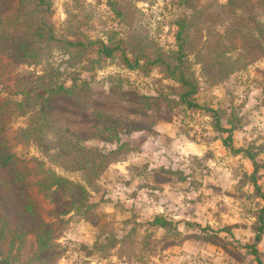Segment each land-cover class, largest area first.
Returning a JSON list of instances; mask_svg holds the SVG:
<instances>
[{
    "label": "rangeland",
    "instance_id": "1",
    "mask_svg": "<svg viewBox=\"0 0 264 264\" xmlns=\"http://www.w3.org/2000/svg\"><path fill=\"white\" fill-rule=\"evenodd\" d=\"M52 11L49 21L59 34L67 33L66 24L72 22L92 40L108 41L116 32L128 51L150 49L154 42L162 52L176 49L174 23L191 14L178 0H52ZM202 35L205 39V29ZM52 55L53 63L62 65L57 82L70 86L76 70L79 80L90 81L97 95L117 87L157 96L176 86L160 67L132 70L116 58L87 71L82 64L63 65L67 55L62 50L55 49ZM188 60L199 86L195 99L203 111L180 106L171 122L123 135L132 150L102 172L95 181L98 190L90 189L83 173L57 158V152L15 146L19 156L42 159L59 175L86 186L90 203L96 204V224L85 213L64 218L58 239L61 256L54 264H264V231L256 241L264 201L252 182L253 162L239 151L257 153V181L264 193V111L257 103L258 89L264 87V57L245 61L250 64L221 83L213 82L209 66L194 52L189 51ZM85 66L90 63L85 61ZM22 68L42 71L41 66ZM206 108L218 113L205 112ZM216 116L229 132L216 129ZM26 124L20 118L10 128ZM82 144L107 152L118 146L98 139ZM156 215L171 222L179 235L153 226ZM112 236L118 239L115 246L108 241Z\"/></svg>",
    "mask_w": 264,
    "mask_h": 264
},
{
    "label": "trees",
    "instance_id": "2",
    "mask_svg": "<svg viewBox=\"0 0 264 264\" xmlns=\"http://www.w3.org/2000/svg\"><path fill=\"white\" fill-rule=\"evenodd\" d=\"M178 1L191 14L174 23L176 49L162 52L154 42L149 43L150 49L132 47L128 51L116 32L108 41L92 40L72 22L66 24L67 33L59 34L49 21L53 15L52 0H0L2 264H54L61 256L58 239L66 224L64 218L73 212L85 213L92 224L98 218L86 186L59 175L42 159L19 156L14 150L16 145H36L46 154L57 152V158L83 173L90 189L98 190L95 181L102 172L132 150L128 142L122 141L123 135L150 131L160 121L171 122L174 109L180 106L203 111L195 99L199 86L187 63L189 51L209 66L214 83L224 82L249 62L264 57V0H228L225 4L217 0ZM55 49L67 55L63 65L75 68L82 64L87 71L116 58L132 70L160 67L176 86L171 87L170 93L161 90L157 96L120 91L117 87L97 95L90 81L79 80L76 70L71 73V85L66 86L57 82L63 72L62 65L56 66L52 61ZM85 61L90 66H85ZM32 65L41 66V73L22 68ZM171 94L177 99L170 98ZM204 110L218 113L213 108ZM20 118L27 120L26 126L12 130L10 124ZM216 120V129L227 131L217 116ZM235 128L232 125L231 129ZM93 139L118 146L108 152L83 146V142ZM229 140L230 137L225 142ZM239 151L253 162L252 182L264 201L257 181L258 155ZM263 213L264 207L256 241L264 231ZM151 224L175 230L174 235H179L164 216L156 215ZM108 241L115 246L118 239L112 236ZM257 252L253 246V253Z\"/></svg>",
    "mask_w": 264,
    "mask_h": 264
},
{
    "label": "crops",
    "instance_id": "3",
    "mask_svg": "<svg viewBox=\"0 0 264 264\" xmlns=\"http://www.w3.org/2000/svg\"><path fill=\"white\" fill-rule=\"evenodd\" d=\"M264 89V87H263ZM263 89H258L259 90V93H260V96H259V99H257V103L259 104V108L264 111V90Z\"/></svg>",
    "mask_w": 264,
    "mask_h": 264
}]
</instances>
